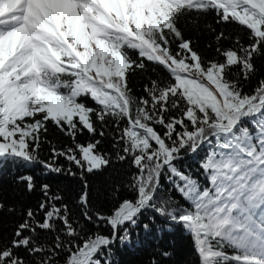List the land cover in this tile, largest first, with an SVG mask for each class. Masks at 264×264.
Segmentation results:
<instances>
[{"label": "snow or ice", "instance_id": "snow-or-ice-1", "mask_svg": "<svg viewBox=\"0 0 264 264\" xmlns=\"http://www.w3.org/2000/svg\"><path fill=\"white\" fill-rule=\"evenodd\" d=\"M210 14L239 31L211 28L206 59L181 22ZM258 58L264 0H0V171L40 163L59 174L63 157L84 181L71 201L47 183L35 205L0 199V264H120L121 248L171 225L190 236L198 264H264ZM149 69L137 96L131 75ZM50 126L70 139L51 146V162L39 157ZM192 156L195 173L181 165ZM113 164L130 171L102 193V211L84 174ZM13 182L36 190L32 175ZM172 255L162 247L140 264Z\"/></svg>", "mask_w": 264, "mask_h": 264}, {"label": "trees", "instance_id": "trees-1", "mask_svg": "<svg viewBox=\"0 0 264 264\" xmlns=\"http://www.w3.org/2000/svg\"><path fill=\"white\" fill-rule=\"evenodd\" d=\"M184 26L185 36L191 37L194 41V47L206 58L211 59L214 56V52L208 49L206 45L211 42L212 32L211 28H215L217 31H225L232 36H235L239 31L235 24H217L214 15L210 14L207 17H201L198 23L188 22L185 26V22H181ZM242 42L247 44L248 40L246 34L241 33ZM130 55L133 59H138L137 53L134 50H129ZM260 74H264V58H258L255 61ZM149 72L141 73L139 70L131 75L130 83L137 96L142 95V86L147 82ZM153 76L155 73H151ZM256 83V77H253L252 84ZM251 85L246 90H249ZM91 104V101H88ZM112 132H109L111 137ZM89 139L87 132L78 137L80 142H86ZM50 141L51 143H49ZM55 145L57 148L63 147L70 144V139L64 137L58 130L50 126V131L47 134L45 142L41 143L39 149V157L41 160L51 162V146ZM102 149L111 151L110 139H106L101 145ZM202 155V154H201ZM198 157L192 156L187 157L181 162V165L188 164L192 171L195 173L198 167ZM56 163L63 166L64 171L56 174L49 172L42 164L34 163L28 164L26 167H12L9 166L7 169L0 171V199L5 204H31L35 205L40 198V186L42 184H49L50 189L53 193L59 192L62 194L66 201H71L75 195L83 187V180L81 179L80 169L74 164L60 157ZM71 168L76 174H68V169ZM130 171L128 164H113L111 167L105 169L99 173H85L84 179L91 186V191L94 196L99 195V199L93 200V205L101 207L102 211H106L110 205L104 203V196L102 193L109 188L114 180L118 181L119 178L124 177L126 173ZM32 175L36 184V190L33 193H27L22 184L14 183V176L16 175ZM124 194L123 192L121 193ZM173 196L179 197L176 193ZM183 203V201H181ZM2 219L7 222L10 217L4 213ZM160 221L158 220V223ZM91 227V226H90ZM107 231V229H102ZM140 236L144 234L141 232ZM136 238L134 234V239ZM119 247V246H118ZM166 247L172 251L173 255L170 257L169 264H198L197 255L193 250L190 236L183 231L179 225H171L167 227L163 234L157 233L155 236H149L144 240L143 244H137L135 248L123 249L117 253L116 259L120 261V264H140L141 261H147L151 254L159 248Z\"/></svg>", "mask_w": 264, "mask_h": 264}]
</instances>
